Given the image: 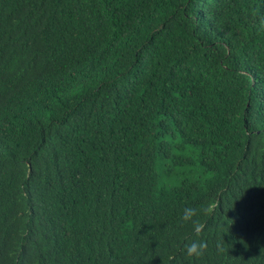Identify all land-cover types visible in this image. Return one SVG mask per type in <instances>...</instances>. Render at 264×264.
Masks as SVG:
<instances>
[{"label": "trees", "instance_id": "16d2710c", "mask_svg": "<svg viewBox=\"0 0 264 264\" xmlns=\"http://www.w3.org/2000/svg\"><path fill=\"white\" fill-rule=\"evenodd\" d=\"M0 264H264V0H0Z\"/></svg>", "mask_w": 264, "mask_h": 264}, {"label": "clouds", "instance_id": "9594fccd", "mask_svg": "<svg viewBox=\"0 0 264 264\" xmlns=\"http://www.w3.org/2000/svg\"><path fill=\"white\" fill-rule=\"evenodd\" d=\"M198 215V209L196 207L186 206L183 208L180 215L182 222H191L192 231L199 234L203 225L194 219ZM206 248V242L204 240H193L184 245V254L188 257H200Z\"/></svg>", "mask_w": 264, "mask_h": 264}]
</instances>
